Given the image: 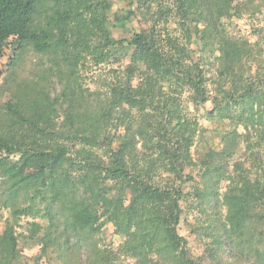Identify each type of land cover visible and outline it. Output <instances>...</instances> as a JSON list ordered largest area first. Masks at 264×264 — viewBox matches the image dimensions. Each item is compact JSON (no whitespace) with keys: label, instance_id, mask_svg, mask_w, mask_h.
Segmentation results:
<instances>
[{"label":"trees","instance_id":"1","mask_svg":"<svg viewBox=\"0 0 264 264\" xmlns=\"http://www.w3.org/2000/svg\"><path fill=\"white\" fill-rule=\"evenodd\" d=\"M135 2L148 26L116 38L134 10L112 12L113 0H0V58L40 55L60 85L19 82L0 129L10 200L33 202L15 214L44 218L25 240L61 264H75L70 239L89 264H219L222 253L264 264V26L250 41L226 25L255 2ZM103 64L118 65L105 92L84 78ZM208 102L227 124L214 135L190 111ZM194 211L201 256L178 230ZM108 224L116 245L96 238ZM19 236L8 223L0 264H23Z\"/></svg>","mask_w":264,"mask_h":264},{"label":"rangeland","instance_id":"2","mask_svg":"<svg viewBox=\"0 0 264 264\" xmlns=\"http://www.w3.org/2000/svg\"><path fill=\"white\" fill-rule=\"evenodd\" d=\"M165 4L172 2V0H162ZM255 8L250 10L251 13H244L241 17L234 16L230 20L226 21L227 29L230 34L237 38L249 39L250 41L255 39L257 30L264 26V13L258 11V5L264 10V0H254ZM138 3L135 0H113L112 12L127 13L129 10H134L132 19L127 23L126 27H116L112 29L113 36L116 38L130 37L134 31H140L148 26V18L144 13L136 10ZM249 10V9H248ZM13 51L10 47H6L3 51V56L0 58V129L4 128V125L9 121V115L6 110L8 100H16L14 97V92L19 88L18 83H28L32 81H40L44 87L51 91V95L56 94L60 85L54 75L47 72L45 75V69L49 65L46 58H42L40 55H36L30 52L25 55L20 63L12 67L10 58ZM113 66V67H112ZM123 66V64H122ZM113 69H118L117 64H103L100 67H93L85 70V80L90 88L95 90H101L105 92L107 90V81L111 82L114 77ZM210 75L212 78L215 77L214 67H211ZM45 78V79H44ZM212 103L208 102L204 107H200L197 111L195 108H190V111L195 112L200 118L201 129L205 130V134L214 135V130L216 127L220 129H226L227 124L219 123L215 120L208 118L206 110L211 108ZM6 112V113H5ZM217 141V138L215 139ZM238 143L233 142V146ZM244 152V148L240 150ZM6 178L0 173V235L4 231L8 223L15 224L17 234L19 236L20 247L23 253V264H61L60 258L57 257L48 258L47 255L42 251L41 245L32 242L31 240L26 241L25 236L30 235V221L43 222V217L34 214L26 215L22 213L21 215H16L15 212L19 208H25L26 206L32 204V200L28 195L22 191L19 193V197L16 201L10 200L9 197V182L5 180ZM13 201V202H12ZM15 203V205H14ZM193 215L197 216V212L194 211L190 216V213L183 215L180 225L178 226L179 233L188 239L189 250L194 256H201L204 253L205 246L199 240L196 235L192 233L189 227V223L193 219ZM188 217V219L186 218ZM188 220V221H187ZM34 229V228H33ZM97 240L100 241V245L103 241L107 243H114L115 245L119 243V237L114 233V228L112 224L105 226L100 234L96 235ZM74 240L70 239L68 243V248L64 251L68 252L72 258H74L75 264H89V257L84 249H75L73 246ZM66 255V254H65ZM67 258L69 257L66 255ZM219 259V264H228L232 261L229 253H222ZM218 261H216V264Z\"/></svg>","mask_w":264,"mask_h":264}]
</instances>
